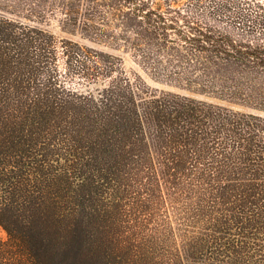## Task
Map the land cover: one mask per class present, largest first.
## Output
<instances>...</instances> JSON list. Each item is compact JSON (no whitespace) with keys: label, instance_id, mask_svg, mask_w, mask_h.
Returning a JSON list of instances; mask_svg holds the SVG:
<instances>
[{"label":"rangeland","instance_id":"obj_1","mask_svg":"<svg viewBox=\"0 0 264 264\" xmlns=\"http://www.w3.org/2000/svg\"><path fill=\"white\" fill-rule=\"evenodd\" d=\"M217 2L161 10L264 48ZM131 14L0 0V205L79 216L100 264H264V69L204 64L174 29L149 47Z\"/></svg>","mask_w":264,"mask_h":264},{"label":"trees","instance_id":"obj_2","mask_svg":"<svg viewBox=\"0 0 264 264\" xmlns=\"http://www.w3.org/2000/svg\"><path fill=\"white\" fill-rule=\"evenodd\" d=\"M131 5L132 18L141 17L150 25L148 35L158 37V42L147 43L149 47H171L169 30L176 31L179 41L187 44L188 51L200 57L202 63L215 67H243L246 69H264V48L251 47L247 43H235L228 36H218L201 31V27L189 26L190 21L183 20L188 31L180 30L178 21L184 18L181 13H172V9L161 10L162 4L170 5L178 0H121ZM194 5L201 6L206 0H192ZM217 2L216 12L226 14L248 30L264 31V10L257 3L259 10H229L237 7L234 0H209ZM213 7V6H212ZM250 11V12H249ZM140 46L139 44H137ZM183 47V46H180ZM218 77V76H215ZM214 77V79H215ZM227 79V76H224ZM220 77H218L219 79ZM230 79V78H228ZM231 80V79H230ZM0 226L7 233V240H0V264H100L86 235L83 221L79 216H72L67 222L53 214L43 211L27 210L15 213L8 204L0 205ZM102 264V263H101Z\"/></svg>","mask_w":264,"mask_h":264}]
</instances>
